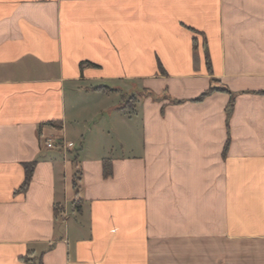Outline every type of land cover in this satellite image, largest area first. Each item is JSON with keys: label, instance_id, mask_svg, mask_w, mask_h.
Here are the masks:
<instances>
[{"label": "crops", "instance_id": "obj_1", "mask_svg": "<svg viewBox=\"0 0 264 264\" xmlns=\"http://www.w3.org/2000/svg\"><path fill=\"white\" fill-rule=\"evenodd\" d=\"M0 264H264V0H0Z\"/></svg>", "mask_w": 264, "mask_h": 264}, {"label": "trees", "instance_id": "obj_2", "mask_svg": "<svg viewBox=\"0 0 264 264\" xmlns=\"http://www.w3.org/2000/svg\"><path fill=\"white\" fill-rule=\"evenodd\" d=\"M206 64L209 66V59H208V57H206ZM212 90V88H210V89H208L207 91H205V92H203L202 94H200L198 97H197V99H201V98H203L206 94H208L210 91ZM133 102L134 101V97L133 96H128V97H126V99H125V102L126 103H129V102ZM231 103H232V101H230L229 102V106L231 105ZM129 110H131V108H129ZM108 161H103V172L105 173V174H108L109 173V167H108V163H107ZM32 165H33V163L31 162V163H27L26 165H25V178H24V180H23V182H22V184L20 185V187H19V190H24L25 188H26V186H27V184H28V181H29V178H30V175H31V171H32ZM75 180L76 179H74V181H73V184L75 185ZM75 203H76V201H74ZM76 206V205H75ZM58 206H56L55 205V207H54V213H55V215L56 214H58Z\"/></svg>", "mask_w": 264, "mask_h": 264}, {"label": "built area", "instance_id": "obj_3", "mask_svg": "<svg viewBox=\"0 0 264 264\" xmlns=\"http://www.w3.org/2000/svg\"><path fill=\"white\" fill-rule=\"evenodd\" d=\"M45 146L47 148H53V147H56V146H59L61 147V144L60 143H55L52 139L48 138L45 140L44 142Z\"/></svg>", "mask_w": 264, "mask_h": 264}]
</instances>
